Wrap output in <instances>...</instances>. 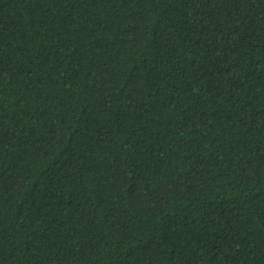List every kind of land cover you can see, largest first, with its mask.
<instances>
[{
  "label": "trees",
  "instance_id": "1",
  "mask_svg": "<svg viewBox=\"0 0 264 264\" xmlns=\"http://www.w3.org/2000/svg\"><path fill=\"white\" fill-rule=\"evenodd\" d=\"M0 264H264V0H0Z\"/></svg>",
  "mask_w": 264,
  "mask_h": 264
}]
</instances>
